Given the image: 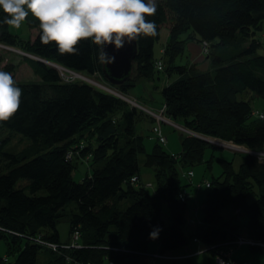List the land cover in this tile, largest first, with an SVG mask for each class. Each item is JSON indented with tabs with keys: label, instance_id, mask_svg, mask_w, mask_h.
Listing matches in <instances>:
<instances>
[{
	"label": "trees",
	"instance_id": "16d2710c",
	"mask_svg": "<svg viewBox=\"0 0 264 264\" xmlns=\"http://www.w3.org/2000/svg\"><path fill=\"white\" fill-rule=\"evenodd\" d=\"M3 19L0 12V45L28 54L22 61L38 80H16L15 65L1 67L0 56V71L10 72L22 89L19 110L0 121V264H153L149 248L154 243L158 254L182 248L188 242L185 224L200 222L185 216L186 198L181 200L179 194L190 184L180 183L179 168L197 163L209 167L213 159L204 161V150L215 146L187 134L176 156L158 143L144 153L143 137L132 122L112 116L120 109L128 111L122 99L81 80L65 81L47 64L107 82L99 46L82 40L77 54H60L54 44L41 43L31 14L25 20L28 39L10 33ZM147 19L155 22L157 34L136 39L134 76L118 90L127 94L142 81L159 79L157 63L163 61L166 78L177 75L160 86L166 116L194 133L252 152L242 153L237 168L233 160L217 159L222 172L206 187L202 227L195 233L208 248L232 250L237 247L231 245L234 238L240 236L236 217L244 214L251 229L246 238L264 245V161L253 153L264 151V119L251 116L256 109L247 98L253 93L264 100V53H256L264 42L254 39L264 23V0H157V12ZM162 28L168 38L161 45L164 54L158 49L156 56ZM187 42L208 44L209 69L199 71L194 64L177 61ZM14 133L28 142L19 148L12 145ZM81 144V160L91 163V172L74 181L76 154L71 150ZM138 154L154 169L152 194L140 181ZM40 190L45 194L37 195ZM161 202L169 210L166 220ZM69 204L68 235L73 239L78 231L77 247L53 251L40 241L69 246L57 228ZM226 207L232 208L233 217L222 216ZM157 227L162 229L158 239L150 240L149 233ZM248 246L264 252L260 245ZM209 251L214 259V251Z\"/></svg>",
	"mask_w": 264,
	"mask_h": 264
},
{
	"label": "rangeland",
	"instance_id": "374dc122",
	"mask_svg": "<svg viewBox=\"0 0 264 264\" xmlns=\"http://www.w3.org/2000/svg\"><path fill=\"white\" fill-rule=\"evenodd\" d=\"M9 31L12 34L18 35L22 39H28L31 35L30 29L28 28V25L25 23V21L22 22L19 28H14V27L9 26ZM184 37L185 36H182L181 38H184ZM167 38H168L167 29L162 28L160 32L159 40L155 44L156 56L158 55V49H159L160 54H164V50L161 49V45L167 40ZM254 39H258L259 41L264 42V23L262 24V28L256 33V35H254ZM247 41L249 42V40H246V42ZM189 43L192 44L193 42L186 43L182 57L178 58L177 60L179 61V63H185L188 65V63L191 62V58L197 57L196 54L199 55L198 51L196 54L193 53L194 49L190 48V46L188 47ZM200 45L201 43L199 42V47ZM202 49L203 48H200V52H201V55L203 54L202 55L203 60H200V61L202 62V61L207 60L209 67H210V61L208 58H206L207 54H209V47H207V50H205V48L203 49L205 52H203ZM256 53L261 55L264 53V49L260 48L257 50ZM0 56L3 58L1 67H4V65H7L9 63H12L13 65H15L14 77L16 80L18 81L38 80V78L34 75L31 69L22 61V57L29 56L25 52L21 51L20 49L2 44L0 45ZM201 62L199 66H202V67H200L201 69L200 68L198 69L199 71L204 70L203 64ZM57 70L64 80L65 79L67 80V78L68 80H71V81L76 80L74 74L65 72L64 70L60 68H58ZM163 70L164 69H163V61H162L161 65L158 67V71H160L159 79L154 78L153 81L145 80V81H142L137 86H135L134 88H132L129 93L125 94L127 100L123 99V101L126 104L128 103L127 104L128 111L126 110L122 111L120 109V110L115 111V113L112 115L115 118H118L119 122L126 123V124L132 122V125L136 129L137 134L143 137V144H144V149H145L144 153L150 152L153 145L156 143V138L154 134L152 133V124H153L152 120L154 119V117L152 116L153 115L152 111L156 113H160L161 111V106L158 107L159 102L162 101V98L160 96V88H161L160 86L164 83L163 82L164 79L165 80L168 79L166 78L165 72H163ZM131 75L134 76V69ZM176 76L177 75L172 74V77L169 79V81H173ZM86 77H88L91 81L93 80L94 82L88 81L86 79L84 80L82 79L81 81L86 82L101 91L110 93L113 96L117 95L111 90L103 88L102 85L107 84L106 86L112 89L113 88L118 89L117 86L108 84L106 81H104L99 76H90V77L86 76ZM151 96L155 97V99L152 98ZM247 98L250 99L253 109L264 111V100L262 98L254 96L253 93H251L249 97ZM132 102L134 104H132ZM131 111L132 112L135 111V112L132 113ZM164 117L165 118L167 117L166 114L164 115ZM151 122L152 124L150 125ZM174 123H176L177 125L185 129V127L182 126L180 123L178 122H174ZM184 133H187V132L180 131L177 127H174L171 124L162 123L161 124V134L166 138L165 144L161 145L162 148L169 154H172V155L179 154L181 151V140H182L183 135H185ZM12 137L14 139H12L11 144L14 146H17L18 148L21 146H24L28 142V140L25 137L21 136V134H18V133L12 134ZM219 143L220 144L223 143L222 145L224 147L219 146L218 144L216 145V144L210 143L211 145L215 147L214 148L208 147L204 150V155H203L204 161L208 160L209 158L213 159L211 164H209V167H207V163H197L192 166H184V167L179 168L180 183L182 185L190 184L188 185V189H190L194 194V195H190L187 198V206H186V211H185V216L187 220H189V217H192L191 214H193L196 209L197 210L199 209L201 211V214L203 213L201 209V205L209 189L206 188L205 186H200L198 184L205 179L210 181L212 180V178L218 177L220 175V173L222 172V167H221L220 162L217 159L222 158L226 160H233L234 168H237L241 160V155L242 153H244V151H241V149L242 150L245 149L242 146H238L231 142H226V141H219ZM228 146L232 147V149L228 148ZM82 147H83V144H81V146L79 145V147L78 146L75 147L74 149L72 148L73 150H71L73 154H76V157H74V159L72 160V162L74 163L72 179L74 181H81L85 176L89 175L91 172V163H86L81 160L82 153L79 150H82ZM137 157H138V164H139V174L141 176L142 183L147 187L148 191L152 194L154 192V187H155L154 186L155 185L154 184L155 182L154 169L152 167H148L144 165V158H145L144 154H138ZM188 171L193 172V175L190 178L191 183H188V179L186 178V172ZM23 183H25L24 180H20L19 184H23ZM44 194H45L44 190H40L37 192V195L39 196L44 195ZM160 206H161V217L164 220H166L168 216V212H169L167 208V204L165 202H161ZM71 207H73V204L67 205L65 214L59 219L58 221L59 224L57 226L58 231H59L60 240L64 243L69 244V247H71L70 244L72 243V241H75L74 238L71 239L69 238V235H68V229H69L68 213ZM225 209L227 210V208H224V210ZM202 218L203 216L199 219V221ZM236 218H238L237 220H239L241 224L245 225V226L241 225V228L243 231L246 229L249 230V228L246 227V224H245L247 220L244 214H240ZM36 238H37L36 240L38 241L39 238L38 237ZM246 250L249 253H255L256 256L258 257L254 262H251V264H262V262L259 263V260L261 259L262 261H264L262 257L264 256V252L253 251L251 247L248 245H246Z\"/></svg>",
	"mask_w": 264,
	"mask_h": 264
},
{
	"label": "clouds",
	"instance_id": "9594fccd",
	"mask_svg": "<svg viewBox=\"0 0 264 264\" xmlns=\"http://www.w3.org/2000/svg\"><path fill=\"white\" fill-rule=\"evenodd\" d=\"M3 23L19 28L31 14L39 25L42 44H54L60 54L75 55L82 40L99 46L100 59L113 63L114 55L105 49L119 50L132 40L157 34L154 21L157 0H0ZM22 89L10 72L0 71V121L10 119L21 103ZM162 229L154 228L150 240Z\"/></svg>",
	"mask_w": 264,
	"mask_h": 264
},
{
	"label": "crops",
	"instance_id": "0c3cea01",
	"mask_svg": "<svg viewBox=\"0 0 264 264\" xmlns=\"http://www.w3.org/2000/svg\"><path fill=\"white\" fill-rule=\"evenodd\" d=\"M190 46V48L194 49L193 53L196 54L197 51L199 53V55L196 54L197 57L191 58V62L189 63V65H195L196 69L198 70L200 67V60H203V57L201 55L200 52V47H199V43L198 42H193L192 44L189 43L188 47ZM203 64L204 70L209 68V64L207 62V60L202 61L201 62ZM201 69V68H200ZM201 70V71H204ZM172 76H170L167 79V82H169V79ZM177 77V76H176ZM165 81V79H164ZM163 81V82H164ZM152 98L155 99V97L151 96ZM151 98V99H152ZM162 101L159 102L158 107H160L162 104ZM153 122V120H152ZM152 122L150 123V125L152 124ZM140 181L141 180V176H140ZM189 182V181H188ZM191 183V182H189ZM188 189V188H187ZM188 192L190 193V195H194L193 192L188 189ZM186 206H187V199H186ZM202 206V205H201ZM227 210L223 209V217L224 218H228V217H233L232 215V208L230 207H226ZM192 215L193 219H197L199 221V219L203 216V213L201 214V211L198 209H196L194 211ZM196 220V222H197ZM200 224H190L189 222H187L185 224V234L188 237V242L187 244H185L182 248L174 251V252H165V255H168L169 257H171L170 259H162V258H158V257H154L153 259V263H157V264H216V262L214 261L212 255H211V251L208 250V247L201 241V239L196 235V231L200 230L202 225H201V220L199 221ZM244 225V224H241ZM245 226V225H244ZM236 235H240L242 237H247V236H251V232L250 230L246 229V230H242L241 226L236 230ZM195 238H197L195 240ZM150 251L152 252V254H156L158 252L157 251V244L154 243V247L149 248ZM184 256V258H177V257H182ZM232 258L239 262V263H243V264H251V262H254L258 257L256 256L255 253H249L246 250V245H241V246H237L234 247L232 249V254H231ZM264 259V256H262ZM264 264V261H262L261 259L259 260V263Z\"/></svg>",
	"mask_w": 264,
	"mask_h": 264
},
{
	"label": "built area",
	"instance_id": "2783aa9c",
	"mask_svg": "<svg viewBox=\"0 0 264 264\" xmlns=\"http://www.w3.org/2000/svg\"><path fill=\"white\" fill-rule=\"evenodd\" d=\"M201 45H200V48H205V50H207V47H208V44L205 43V42H200ZM202 49L203 52H205L204 50ZM158 67L161 65V62H158L157 63ZM63 70V69H62ZM65 72H68L66 70H64ZM69 73V72H68ZM71 74H74L75 75V79L76 80H88V81H91L88 77L86 78L83 74L81 73H71ZM67 78V77H66ZM64 80V79H63ZM65 81H69L68 78L67 80L65 79ZM71 81V80H70ZM91 82H94L93 80ZM106 84V83H105ZM107 85V84H106ZM106 85H102L103 88H106L108 90H111V88H108ZM113 92V91H112ZM132 104H134L132 102ZM131 104V105H132ZM133 106V105H132ZM165 108L166 106L164 104L161 105V111L160 113H156L154 111H152V116L154 117V121H153V124H152V133L154 134V136L156 137L157 141L160 143V144H164L165 143V138L162 136L161 134V124L162 123H168V124H171L173 125L174 127H177L180 131H185L187 132L186 129H184L183 127H180L179 125H177L176 123H174L172 120H170V118L168 117H164L165 115ZM251 116L253 118H257V119H264V113L259 111V110H254L251 112ZM250 152V151H249ZM252 153V152H250ZM255 154V156H257V159L260 160V161H264V151H259V152H253ZM66 159L67 160H70L71 159V154L68 153V155H66ZM192 175V172H188V176L190 177ZM131 182H135L136 181V178L135 177H132L130 179ZM209 183H205V186L206 187H209ZM185 193L184 192H181L179 194V198L181 200H184L185 199ZM78 237H79V234H78V231H74L73 233V238L75 239V241H72V243L70 244L71 247H77V244H75L76 240H78ZM41 244L45 245L46 247L52 249L53 251H58L60 248H64V247H69L68 245H55V244H51V243H45L40 241ZM243 244H246V245H260L262 247H264V245L260 242H257V241H254L252 239H249V238H246V237H242V236H237L234 238L233 240V243L231 245H243ZM219 247H209L208 250H213L214 251V260L216 262V264H237L235 261H233V259L231 258V252L232 250L229 248V249H223V248H220L219 250ZM154 256L156 257H159V258H162V259H170L171 257H169L168 255H165V254H155ZM177 258H184V256L182 257H177ZM108 264H113L112 261H109Z\"/></svg>",
	"mask_w": 264,
	"mask_h": 264
},
{
	"label": "water",
	"instance_id": "95a60500",
	"mask_svg": "<svg viewBox=\"0 0 264 264\" xmlns=\"http://www.w3.org/2000/svg\"><path fill=\"white\" fill-rule=\"evenodd\" d=\"M105 51L109 55L115 56V61L113 63H105L103 60V74L105 79L107 80L108 84L113 86H118L124 82H126L128 79H130L132 71H133V60L136 54V39L132 40L130 43H126L125 46L118 51L115 50L112 46H108ZM35 59L46 62L43 59L36 58ZM48 65L52 66L53 68H60L63 70L68 71L69 73H77L70 70H67L55 63L47 62ZM86 77V76H85ZM87 78V77H86ZM202 140H205L207 142H212L210 140H207L205 138H201ZM219 146L224 147L222 144H218ZM228 148L232 149V147ZM234 150V149H233ZM244 152H248V150H241Z\"/></svg>",
	"mask_w": 264,
	"mask_h": 264
},
{
	"label": "bare ground",
	"instance_id": "6f19581e",
	"mask_svg": "<svg viewBox=\"0 0 264 264\" xmlns=\"http://www.w3.org/2000/svg\"><path fill=\"white\" fill-rule=\"evenodd\" d=\"M111 91H113L114 93H116L117 95H115V97H118V98H120V99H125V100H127V98H126V95L125 94H123L122 92H120L118 89H115V88H111ZM108 94H110V93H108ZM111 95V94H110ZM248 95H246V97H247ZM128 104V103H127ZM186 130H187V133H184L185 135H192V136H196V137H198V138H205V139H207V140H210V141H212V142H209V143H213V144H219V141L220 140H217V139H211V138H206L205 136H202V135H199V134H197V133H194V132H192V131H190V130H188L187 128H185ZM163 136V135H162ZM164 137V136H163ZM156 138V137H155ZM165 138V137H164ZM165 142H166V138H165ZM156 143H158V144H160L158 141H157V139H156ZM165 144V143H164ZM164 144H160V145H164ZM223 144V143H222ZM241 149V148H240ZM242 150V149H241ZM174 156H176V155H174ZM188 172H192V171H188ZM188 172H186V178L188 179V181L190 182V178L192 177V175H193V172H192V175L189 177L188 176ZM188 182V183H189ZM210 181L209 180H207V179H205V180H203V181H201L198 185H200V186H205V183H209ZM206 187V186H205ZM188 187H186V188H184V190L182 191V192H184L185 193V198L187 199L189 196H190V193L188 192V189H187ZM152 263H153V261H152ZM154 264V263H153Z\"/></svg>",
	"mask_w": 264,
	"mask_h": 264
}]
</instances>
